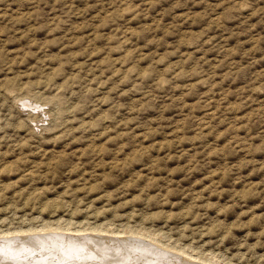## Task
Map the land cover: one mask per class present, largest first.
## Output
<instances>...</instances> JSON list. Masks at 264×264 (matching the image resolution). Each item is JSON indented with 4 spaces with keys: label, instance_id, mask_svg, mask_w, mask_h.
Here are the masks:
<instances>
[{
    "label": "rangeland",
    "instance_id": "obj_1",
    "mask_svg": "<svg viewBox=\"0 0 264 264\" xmlns=\"http://www.w3.org/2000/svg\"><path fill=\"white\" fill-rule=\"evenodd\" d=\"M0 248L264 264V0H0Z\"/></svg>",
    "mask_w": 264,
    "mask_h": 264
},
{
    "label": "bare ground",
    "instance_id": "obj_2",
    "mask_svg": "<svg viewBox=\"0 0 264 264\" xmlns=\"http://www.w3.org/2000/svg\"><path fill=\"white\" fill-rule=\"evenodd\" d=\"M19 233H22V232H19ZM22 236H23V235H22ZM66 236L68 237L67 234H66L65 236H63V237L66 238ZM26 237H28V236L26 235ZM26 237H25V238H26ZM36 237H37V236H36ZM73 237H76V238H73V239H76V240H74L75 242L71 239V236H70V238H69V237L67 238L68 241H64L63 243H65V242H66V243H69V242H72V243H73V242H74V243H79V242H78L79 240H80V241L84 240V237H83V236H80V235H78V236H73ZM86 237H87V236H86ZM97 237L102 238L104 241H108V240H109L108 238H104V237H102V236H97ZM8 238H9V237H7L6 240H3V239H1V240H2V241H5V242H6V241H20V239H19L20 236H19V238H15L16 240H15V239H13V240H8ZM37 238H38V237H37ZM93 238H94V237H93ZM18 239H19V240H18ZM32 239H33V237H32V238H26L27 241H28V240L30 241V240H32ZM38 239H39V238H38ZM38 239H36V241H37ZM96 239H98V238H96ZM120 239L123 240V239H125V238H120ZM120 239H118V240H120ZM129 239H130V238H129ZM65 240H66V239H65ZM86 240H87V239H86ZM98 240H99V239H98ZM100 240H101V239H100ZM126 240H127V239H126ZM22 241H23V240H22ZM27 241H26V242H27ZM123 241H124V240H123ZM20 242H21V241H20ZM31 242H32V241H31ZM87 242H89V241H87ZM87 242H86V244H87ZM94 242H95V241H94ZM113 242H114V240H113ZM131 242H132V241H131ZM33 243H34V242H33ZM82 243H83V242H82ZM108 243H110V242H108ZM114 243H115V242H114ZM116 243H117V242H116ZM139 243H140V242H138V243L135 242V245H136V244H139ZM79 244H80V243H79ZM83 244H84V243H83ZM99 244H102V243H99ZM106 244H107V243H106ZM117 244H122V243H117ZM123 244H124V243H123ZM129 244H130V243H129ZM65 245H66V244H65ZM74 245H75V244H74ZM80 245H81V244H80ZM92 245H93V244H92ZM103 245H104V244H103ZM108 245H109V244H108ZM111 245H112V244H111ZM144 245H145V244H144ZM67 246H68V245H67ZM87 246H89V245H87ZM117 246H118V245H117ZM138 246H139V245H138ZM106 247H107V246H106ZM108 247H110V246H108ZM120 247H121V246H120ZM132 247H133V246H132ZM139 247H140V246H139ZM150 247H151V246H150ZM126 248H127V247H126ZM140 248L143 249L142 247H140ZM151 248H152V247H151ZM157 248H158V247H157ZM94 249H95V248H94ZM97 249H98V248H97ZM118 249H119V247H118ZM99 250H100V249H98L97 251H99ZM120 250H121V249H120ZM148 250H149V249H148ZM146 251H147V250H146ZM152 251H153V250H151V252H152ZM101 252H102V251H101ZM137 252H139V250H138ZM139 253L141 254V252H139ZM152 253H154V252H152ZM159 253H161V252H159ZM100 254H101V253H100ZM104 254H106V253H104ZM145 254H147V253H145ZM101 255H103V254H101ZM132 255H133V254H132ZM163 255H164V254H163ZM104 257H105V256H103V258H104ZM142 257H144V256H142ZM142 257H141V258H142ZM169 257H170V256H169ZM108 258H110V257H108ZM141 258H140V259H141ZM151 258H153V256H151ZM164 258H165V257H164ZM180 258H181V257H180ZM141 260H142V259H141ZM174 260H175V259H174ZM102 261H104V260H102ZM105 261H106V260H105ZM146 261H147V260H146ZM176 263H177V262H176ZM182 263H183V262H182ZM186 263H187V262H186ZM184 264H185V263H184Z\"/></svg>",
    "mask_w": 264,
    "mask_h": 264
},
{
    "label": "snow or ice",
    "instance_id": "obj_3",
    "mask_svg": "<svg viewBox=\"0 0 264 264\" xmlns=\"http://www.w3.org/2000/svg\"><path fill=\"white\" fill-rule=\"evenodd\" d=\"M3 251V249L2 248H0V252H2Z\"/></svg>",
    "mask_w": 264,
    "mask_h": 264
}]
</instances>
